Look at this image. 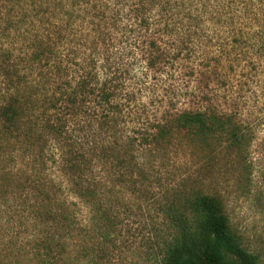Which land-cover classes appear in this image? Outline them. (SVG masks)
I'll use <instances>...</instances> for the list:
<instances>
[{
	"label": "trees",
	"instance_id": "obj_1",
	"mask_svg": "<svg viewBox=\"0 0 264 264\" xmlns=\"http://www.w3.org/2000/svg\"><path fill=\"white\" fill-rule=\"evenodd\" d=\"M256 1L0 0V203L9 190L35 195L32 213L46 229L30 264H104L120 235L119 204L125 192L146 193L151 156L177 139L210 150L241 144L240 127L207 94H197L201 109L163 104L166 115L151 122L130 124L129 108L151 89L150 71L180 58L182 50L161 45L162 34L191 38L243 17L246 31L234 41L241 34L264 46V0ZM209 66H194L192 77H207ZM107 174H118L111 190ZM159 204L165 222L154 264L259 263L221 197L193 189Z\"/></svg>",
	"mask_w": 264,
	"mask_h": 264
},
{
	"label": "rangeland",
	"instance_id": "obj_2",
	"mask_svg": "<svg viewBox=\"0 0 264 264\" xmlns=\"http://www.w3.org/2000/svg\"><path fill=\"white\" fill-rule=\"evenodd\" d=\"M256 2L253 0L255 8ZM227 19L224 17L221 25H206L191 38L178 33L159 37L161 45L172 52L182 50L180 58L169 63L165 72H149L151 89L136 94L128 119L130 124L133 119L151 122L166 115L163 104L167 108L175 104L174 111L201 109L198 95L207 94L215 98L218 112L231 115L240 127L244 135L241 144L231 147L224 141L210 150L177 139L166 150L151 156L150 173L144 174L146 193L133 198L125 192L119 204L120 235L108 249L110 256L104 264H154L158 250L156 229L165 222L159 201L193 189L221 197L243 244L259 255L258 264H264V46H258L255 39L246 43L241 34L239 42L234 41V35L244 28V19L236 17L231 25ZM198 64L199 68L209 64L211 73L192 77L191 69ZM47 172L55 174L52 168ZM117 175L107 174V190L112 189ZM34 197L31 190H9L0 203L2 264H30L35 240L46 229L32 213ZM77 202V216L85 224L87 211ZM79 239L77 236L75 241ZM71 248H76L73 242ZM73 253L79 252L75 249ZM32 264L40 263L33 260Z\"/></svg>",
	"mask_w": 264,
	"mask_h": 264
}]
</instances>
